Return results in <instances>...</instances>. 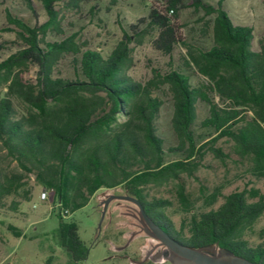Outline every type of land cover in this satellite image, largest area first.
<instances>
[{
    "label": "trees",
    "instance_id": "trees-1",
    "mask_svg": "<svg viewBox=\"0 0 264 264\" xmlns=\"http://www.w3.org/2000/svg\"><path fill=\"white\" fill-rule=\"evenodd\" d=\"M40 1L48 17L44 24L31 27L10 12L6 16L22 45L0 63V71L11 78L6 97L0 100V147L16 164V170L9 172L0 167V210L23 180L33 176L58 209V244L77 264L86 258L87 248L77 225L65 219L99 190L120 187L178 242L194 248L214 245L264 264V241L251 246L246 238L264 212V195L258 190L232 192L209 211L190 215L185 208L179 229L164 214L169 202L149 200L145 193L147 187L175 182L186 202L182 175L195 176L206 150L225 158L215 147L221 138L230 140L236 154L264 171V44L253 48L252 29L234 23L223 0L215 6L191 0L192 7L213 17L212 46L203 50L179 35L175 10L180 0H163L123 31L104 57L99 51H82L75 35L47 41L48 30L60 29L54 8L60 0ZM153 32L154 46L165 55L181 44L188 56L185 64L207 83L194 87L187 75L175 69L164 75L154 71L153 79L145 83L131 78L132 44L141 45ZM68 55H80L79 60L73 58L74 80L54 75ZM29 67L36 69L35 81L25 82L19 73L13 74ZM160 85L167 86L173 105L171 128L177 144L168 148L157 134L163 104L156 94ZM11 96L27 106L25 113L17 111ZM199 100L209 107L200 122L207 131L202 135L195 129Z\"/></svg>",
    "mask_w": 264,
    "mask_h": 264
},
{
    "label": "rangeland",
    "instance_id": "rangeland-1",
    "mask_svg": "<svg viewBox=\"0 0 264 264\" xmlns=\"http://www.w3.org/2000/svg\"><path fill=\"white\" fill-rule=\"evenodd\" d=\"M162 1L116 0L112 3L109 0H60L54 6L60 29L48 30L45 39L49 41L75 35L82 51L95 50L106 57L121 39L123 31L145 18L152 4L158 5ZM203 1L215 6L219 0ZM222 3L234 23L252 29L253 48L259 49L264 44V0H223ZM8 12L31 27L48 20L40 0H0V63L22 45L16 35V27L7 22ZM175 15L180 25L178 32L184 42L203 50L210 49L213 17H206L202 11L192 7L191 0H180ZM155 39L156 32H153L141 45L132 44L133 66L128 71L131 78L145 83L153 79L154 71L164 75L175 69L187 75L194 87L207 83L193 67L185 64L188 56L181 44L176 45L168 56L156 49ZM73 58L79 60L80 55H68L62 59L54 71L55 77L68 80L77 77ZM16 73L25 82L35 81L34 67L15 69L13 74ZM10 79H6L4 72L0 71V100L6 97ZM156 94L163 103L156 120L157 134L164 141L165 148L175 146L177 139L171 128L173 105L167 86L160 85ZM11 99L18 112H26L27 106L20 99L16 96H11ZM215 101L219 102L218 98ZM208 113L207 103L199 100L196 103L195 126L198 134L207 133L200 122ZM215 147L220 148L226 157L219 159L206 150L195 176L182 175L186 202L179 196L175 182L145 189L149 200L159 198L169 202L164 214L174 229H179L185 208L190 210V215L217 209L224 197L235 191L254 189L264 195V171L256 169L250 158L236 154L227 138L219 139ZM0 167L8 172L16 170L15 162L6 157L1 147ZM43 191L34 177L29 176L23 180L17 194L6 199L5 207L0 210V264H73L70 254L58 244V220L55 215L58 209L49 193L45 199L41 198ZM109 195H125V191L120 187L99 190L84 207L65 219V222L77 225L80 240L87 248L86 258L77 264H172L167 250L155 261H143L155 239L137 231V222L131 216L138 211L134 204L111 201L100 224L103 203ZM246 238L251 246L264 241V212Z\"/></svg>",
    "mask_w": 264,
    "mask_h": 264
},
{
    "label": "water",
    "instance_id": "water-1",
    "mask_svg": "<svg viewBox=\"0 0 264 264\" xmlns=\"http://www.w3.org/2000/svg\"><path fill=\"white\" fill-rule=\"evenodd\" d=\"M113 200L129 202L138 208V214L145 224L144 233L166 248L172 264H257L214 245L194 248L178 242L146 214L138 199L128 195H109L107 197L101 210L100 224L104 218L107 206Z\"/></svg>",
    "mask_w": 264,
    "mask_h": 264
},
{
    "label": "flooded vegetation",
    "instance_id": "flooded-vegetation-1",
    "mask_svg": "<svg viewBox=\"0 0 264 264\" xmlns=\"http://www.w3.org/2000/svg\"><path fill=\"white\" fill-rule=\"evenodd\" d=\"M131 216L137 222V231L139 233L145 234L143 231L145 224H144L143 220L140 218L138 211L135 213H132ZM154 241H155L154 244H150L149 250L145 254L143 261L144 260L145 261H150V260L155 261L164 255V250H166V248L164 246H162L157 240H154Z\"/></svg>",
    "mask_w": 264,
    "mask_h": 264
},
{
    "label": "built area",
    "instance_id": "built-area-1",
    "mask_svg": "<svg viewBox=\"0 0 264 264\" xmlns=\"http://www.w3.org/2000/svg\"><path fill=\"white\" fill-rule=\"evenodd\" d=\"M41 198L42 199H45L46 198V193L44 191L41 193Z\"/></svg>",
    "mask_w": 264,
    "mask_h": 264
}]
</instances>
